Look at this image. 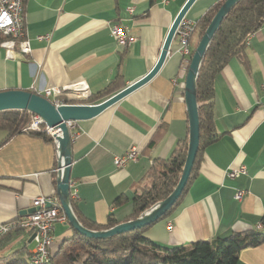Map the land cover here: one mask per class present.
<instances>
[{
	"label": "crops",
	"instance_id": "obj_1",
	"mask_svg": "<svg viewBox=\"0 0 264 264\" xmlns=\"http://www.w3.org/2000/svg\"><path fill=\"white\" fill-rule=\"evenodd\" d=\"M187 1L25 0L31 52L16 51L8 57L0 47V92L41 94L85 83L95 96L114 80L127 88L156 66ZM217 2L196 0L185 18L196 22ZM131 7L133 14L128 12ZM113 24L126 28L137 41L126 48L117 45L110 30ZM185 60L175 37L164 65L151 81L100 116L76 122L71 131V184L79 221L105 225L110 216L119 224L129 221L135 194L149 183L154 161L169 158L182 140H189ZM262 105L264 25L216 76L214 120L221 137L204 148L186 195L169 217L149 228V240L162 247H190L253 230L264 234ZM5 138L0 131V144ZM132 147L139 150L138 160L117 169L114 157ZM58 164L57 145L48 137L22 133L0 147V224L28 215L37 197L57 195ZM241 168L245 175L227 176ZM241 190L246 194L238 202L235 194ZM71 234L68 221L57 223L54 244L60 242V246ZM31 236L29 231H18L4 237L0 257L26 248L29 260L34 248ZM57 250L58 245L50 253ZM237 264H264V243L243 250Z\"/></svg>",
	"mask_w": 264,
	"mask_h": 264
},
{
	"label": "trees",
	"instance_id": "obj_2",
	"mask_svg": "<svg viewBox=\"0 0 264 264\" xmlns=\"http://www.w3.org/2000/svg\"><path fill=\"white\" fill-rule=\"evenodd\" d=\"M224 2L218 1L203 17L196 21L195 31L190 39L193 52ZM263 25L264 0H243L225 19L210 45L200 68L197 82L201 130L200 150L185 190L175 205L161 219L169 217L186 195L190 183L197 174L198 160L204 148L217 142L221 137L217 133L214 120L216 76L224 69L230 59L244 51L250 36L259 31ZM191 58L187 62L185 61L186 70L189 68ZM125 88V85L114 80L105 91L95 96L92 95L88 99H79L71 93L65 94L59 99L64 104L69 105H94L103 102ZM30 123L31 114L28 112L7 111L0 113V131L6 133V138L0 147L14 136L25 133L24 129ZM29 133L48 137L53 141L46 133ZM153 144L154 141L149 147L152 148ZM187 148L188 138L178 144L169 158L154 161L147 177L149 183L139 193L135 194L134 211L129 220L138 218L143 212L165 200L173 192L182 174ZM72 206L75 210L73 200ZM80 221L83 226L90 230H105L119 224L112 216L109 217L105 225L89 223L82 219ZM154 224L108 240L87 238L70 227L71 236L66 238L57 252L50 256L49 264H237L243 250L258 247L264 243V234L253 230L244 234H233L227 238H218L210 242L200 241L190 247H162L146 236L147 231ZM18 231L22 230L15 232ZM8 235L4 237L6 238ZM27 257L28 250L25 248L9 257H0V264H29Z\"/></svg>",
	"mask_w": 264,
	"mask_h": 264
},
{
	"label": "water",
	"instance_id": "obj_3",
	"mask_svg": "<svg viewBox=\"0 0 264 264\" xmlns=\"http://www.w3.org/2000/svg\"><path fill=\"white\" fill-rule=\"evenodd\" d=\"M243 0H225L218 12L211 20L208 28L202 36L200 42L194 50L191 62L186 74L184 86V98L189 120V140L185 164L179 182L173 192L163 201L158 202L149 210L143 212L138 218L120 223L112 228L105 230H90L83 226L77 218L71 199V165L72 156V134L68 127L69 122L89 121L119 103L128 95L138 90L151 81L164 65L169 54L171 45L176 37V32L183 19L186 17L190 8L196 0H188L183 6L179 15L176 17L169 34L165 40L160 58L153 70L141 80L133 83L124 90L111 96L101 103L94 105L87 104H61L55 105L53 101L33 93L23 90H10L0 92V113L7 111H25L39 116L44 124L52 130V139L57 145L58 153V176H57V196L69 226L79 234L98 240H108L115 236L138 230L154 224L160 220L175 205L185 190L197 155L200 150V115L197 100V82L200 68L204 62L207 51L212 44L221 25L231 13V11ZM36 209L32 208L27 213L33 214ZM33 234L29 240L33 242Z\"/></svg>",
	"mask_w": 264,
	"mask_h": 264
},
{
	"label": "built area",
	"instance_id": "obj_4",
	"mask_svg": "<svg viewBox=\"0 0 264 264\" xmlns=\"http://www.w3.org/2000/svg\"><path fill=\"white\" fill-rule=\"evenodd\" d=\"M225 1V0H218ZM168 3L169 0H163ZM130 14L134 13L131 7L128 9ZM196 27V22L183 19L177 29L176 37L179 39L180 52L187 62L193 56V49L191 47L190 39ZM111 34L115 39L117 45L126 48L137 41V39L130 35L128 30L120 24H113L110 27ZM0 47L6 50L8 57H13L16 51L22 54H30V42L27 39L25 31V2L24 0H0ZM40 40L48 39V37H39ZM72 92L79 99H88L91 97L89 90L85 83H79L74 87H55L44 90L40 95L51 100L55 105L64 104L59 97ZM264 115V105L261 107ZM76 122H69L68 127L70 131L75 129ZM25 133L37 132L46 133L53 136V132L43 122V120L34 114H31V123L24 129ZM140 156L139 150L136 147L130 148L122 155L114 157V164L117 169H123L129 163L135 162ZM245 168L230 170L227 176L235 179L240 175H245ZM71 199L76 197V191H73L74 185L71 184ZM246 194V191H237L235 200L241 202ZM33 207L36 209L35 213L28 214L17 220L0 224V239L4 236L13 233L17 230L29 231L35 235L33 240L34 248L29 257V264H49L50 249L55 242V225L57 223L67 222L64 215L60 201L57 195L50 197H37L33 200Z\"/></svg>",
	"mask_w": 264,
	"mask_h": 264
},
{
	"label": "rangeland",
	"instance_id": "obj_5",
	"mask_svg": "<svg viewBox=\"0 0 264 264\" xmlns=\"http://www.w3.org/2000/svg\"><path fill=\"white\" fill-rule=\"evenodd\" d=\"M59 244H60V242L55 243L54 246L52 247V250L55 251L57 245H58V248H59Z\"/></svg>",
	"mask_w": 264,
	"mask_h": 264
}]
</instances>
